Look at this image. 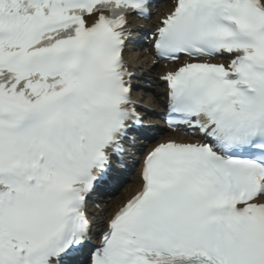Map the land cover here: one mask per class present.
Returning a JSON list of instances; mask_svg holds the SVG:
<instances>
[{"label":"bare ground","instance_id":"obj_1","mask_svg":"<svg viewBox=\"0 0 264 264\" xmlns=\"http://www.w3.org/2000/svg\"><path fill=\"white\" fill-rule=\"evenodd\" d=\"M126 58L129 60V64L132 70L136 71L138 74H141L142 77L145 79H151L155 81V78L159 75V73H164V71L167 70V68H164L162 65H158V66L155 65L152 62L151 56L142 55L139 52L134 53L132 55L126 54ZM136 98L144 102L145 105L154 108L156 111H160L161 113L165 112V107L163 106L164 103L162 99L159 97H156L150 93H146L144 97L142 93H136ZM153 121L161 123L158 120H153ZM176 136L177 135L174 133H169V138L166 139L172 140L175 139ZM141 188H142V182L140 180V177L136 176L135 181L132 184H129L127 188L123 190L122 194L116 196L114 200L111 202L102 203V206L104 208L103 216L102 213H100L98 210H93L95 224H96L94 231L101 227L102 220H105L107 216L108 217L112 216L116 211L120 209L121 206L125 204L127 200H129ZM109 199L110 198H107V200ZM261 201L264 202V197L261 198Z\"/></svg>","mask_w":264,"mask_h":264}]
</instances>
